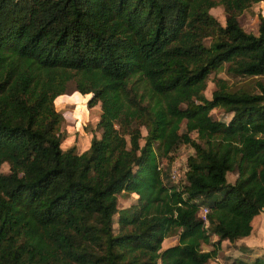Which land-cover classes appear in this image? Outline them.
Masks as SVG:
<instances>
[{
	"label": "trees",
	"instance_id": "obj_1",
	"mask_svg": "<svg viewBox=\"0 0 264 264\" xmlns=\"http://www.w3.org/2000/svg\"><path fill=\"white\" fill-rule=\"evenodd\" d=\"M260 1L0 0V264H209L223 239L251 232L264 207V82L218 77L204 90L224 64L264 74V15L255 31L238 19ZM71 82L101 109L80 152L60 147L55 100ZM181 144L192 151L172 184ZM120 192L136 202L119 208Z\"/></svg>",
	"mask_w": 264,
	"mask_h": 264
},
{
	"label": "rangeland",
	"instance_id": "obj_2",
	"mask_svg": "<svg viewBox=\"0 0 264 264\" xmlns=\"http://www.w3.org/2000/svg\"><path fill=\"white\" fill-rule=\"evenodd\" d=\"M210 12L219 19L221 23H224L225 17L223 9L220 5L210 8ZM261 12L264 15V0L259 3H253L249 8H247L239 17V22H241L245 29L250 31H255L256 21L258 18V13ZM226 64L222 66L221 69L217 71H211L207 79V85L204 90L206 96L210 97L212 90L216 87V79L218 77L226 79L228 84L232 88L246 87L249 90H256L257 80L264 82V74L248 76V75H232L228 73L225 69ZM59 99L55 100L56 108L62 113V120L59 126V131L61 133V149H66L69 146H75L78 152L86 149L89 145L90 138L93 135H100L101 129L97 125L100 114V104L96 103L92 106H87L85 97L77 90L73 89V83L69 84V89L66 93L61 94ZM211 114L216 119L228 120L230 113L226 111L223 107H214L211 110ZM184 124H182V128ZM145 132V130H143ZM194 134V133H193ZM192 151V149L185 144H181L175 151L176 161L182 163L185 161L186 156ZM173 163L171 164V166ZM171 168V167H170ZM169 168V169H170ZM8 165L3 163L1 165V170L7 171ZM168 169V170H169ZM235 177L234 172L227 173V179L232 181ZM169 182L175 184L176 182L170 177ZM136 202V197L130 192H120L118 194L117 204L119 208L128 207L132 203ZM264 212V207L263 211ZM254 224H257L259 219V214H256ZM116 219V216H115ZM114 231L117 230V223H113ZM216 235H212L211 239H216ZM253 239L257 241L259 246L253 247V250H257L260 257L263 258L264 255V231L257 227V233L253 236ZM177 241V235L171 234L165 238L163 245L172 244ZM202 247L205 249L211 248L210 244L203 243ZM236 245L234 242L230 244L229 242H224L223 245H219V249L214 258L210 259L209 264H230L231 260L235 257H240L246 259L249 257L250 251L241 250L238 255L232 254ZM227 250V251H226ZM247 262V261H246ZM250 262H248L249 264Z\"/></svg>",
	"mask_w": 264,
	"mask_h": 264
},
{
	"label": "crops",
	"instance_id": "obj_3",
	"mask_svg": "<svg viewBox=\"0 0 264 264\" xmlns=\"http://www.w3.org/2000/svg\"><path fill=\"white\" fill-rule=\"evenodd\" d=\"M262 211L258 213L260 217L257 220L256 225L254 224L255 217L253 218L251 232L248 235L240 237L234 241V245H236V247H234V249H232V251H233L232 254H234L235 256L238 255V252L241 253L240 245H242V244H244L247 247L252 248V251H250V253L248 254L249 257L247 258V260L245 259L247 262H250L251 260H253L256 256H258L257 254L259 253L256 249L253 250V247L259 246V244H257V241L253 239V236L256 235L258 226L261 230L264 231V212H262ZM164 241H165V239H164ZM226 241L229 242L230 244L233 243V242H230L228 239H223L220 244L223 245L224 242H226Z\"/></svg>",
	"mask_w": 264,
	"mask_h": 264
},
{
	"label": "built area",
	"instance_id": "obj_4",
	"mask_svg": "<svg viewBox=\"0 0 264 264\" xmlns=\"http://www.w3.org/2000/svg\"><path fill=\"white\" fill-rule=\"evenodd\" d=\"M173 165L171 166V168L169 169V173H170V177L176 182L178 181V179H180L181 177L184 176V171L186 169V163L185 161L180 163L176 160H174ZM208 208L206 206H202L201 207V217L202 219L206 222V212H207Z\"/></svg>",
	"mask_w": 264,
	"mask_h": 264
}]
</instances>
